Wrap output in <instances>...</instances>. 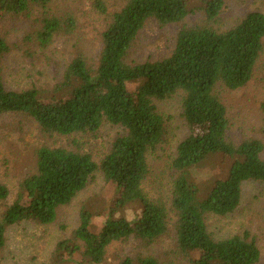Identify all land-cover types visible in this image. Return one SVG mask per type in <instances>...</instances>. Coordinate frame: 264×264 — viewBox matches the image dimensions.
I'll list each match as a JSON object with an SVG mask.
<instances>
[{"label":"trees","instance_id":"16d2710c","mask_svg":"<svg viewBox=\"0 0 264 264\" xmlns=\"http://www.w3.org/2000/svg\"><path fill=\"white\" fill-rule=\"evenodd\" d=\"M33 2L0 0V9L19 14L29 11ZM225 2L205 0L201 9L208 21L184 27L169 56L129 63L128 52L150 19L162 25L177 24L196 10L192 0H126L112 13L102 33L103 48L97 66L82 53L74 57L60 84L67 98L56 103H47L35 87H6L3 61L10 45L0 31V117L23 114L35 119L43 131L63 136L96 133L105 122L124 129L100 165L89 152L63 146L37 150L36 171L21 182L16 200L0 209V264L8 227L24 221L55 222L59 208L72 202L97 170L116 184L120 195L100 231L92 229L91 212L83 208L74 237L60 241L57 247V252H66L70 260L80 253L89 264H161L153 255L125 256L117 262H107L106 255L114 242L137 238L154 243L173 222L178 249L196 255L191 257V264L259 262L261 252L250 234L216 239L207 224L209 215L225 216L238 208L246 181H264V143L258 138L238 143L229 138L227 108L217 92L219 85L236 90L252 79L264 52V12L252 11L230 29L220 31L213 22L218 20ZM96 4L107 13L102 0ZM76 28L73 16H52L44 20L38 38L49 44L58 34H71ZM132 81L141 83L135 100L128 90ZM177 93L183 97L182 115L189 133L172 160L177 174L170 202L150 199L143 189L150 173L149 155L167 132L166 119L155 100H166ZM261 109L264 113V100ZM217 154L233 160L227 177L216 180L207 190L190 181L188 168ZM9 195L8 186L0 181V207ZM136 202L142 204V209L135 220H130L124 212Z\"/></svg>","mask_w":264,"mask_h":264},{"label":"rangeland","instance_id":"374dc122","mask_svg":"<svg viewBox=\"0 0 264 264\" xmlns=\"http://www.w3.org/2000/svg\"><path fill=\"white\" fill-rule=\"evenodd\" d=\"M97 0H34L27 12L13 14L0 9V31L10 45L3 61V80L7 88L25 90L37 88L47 103L65 100L60 84L69 63L79 53L89 63L97 66L103 48L102 33L112 13L119 10L126 0H102L107 13H102ZM195 12L183 22L162 25L150 19L138 34L128 52L129 63L159 60L174 50L180 31L208 21L201 9L205 0H192ZM252 11L264 12V0H226L218 20L213 22L220 31L233 27ZM73 16L77 28L72 33H60L51 43L43 44L38 31L44 20L52 16ZM140 81L128 83L129 95L136 99ZM217 92L227 108L230 122L228 136L238 143L246 138H258L264 143V52L256 63L252 79L240 89L230 90L219 85ZM182 94L166 100H155L158 110L166 119L164 141L149 155L150 173L143 182V189L150 199L170 202L176 170L172 160L177 155L179 143L188 135L189 127L182 115ZM124 133L120 126L105 122L96 133L87 132L63 136L42 130L38 122L23 114H5L0 117V181L6 184L10 195L5 204H12L21 191V182L36 171L37 150L43 146H63L72 150L89 152L100 165L112 143ZM264 157V151H263ZM233 160L226 154H217L206 161L188 168L190 181L207 190L213 182L227 177ZM207 187V188H206ZM203 193V195H205ZM120 190L107 181L100 170L89 180L86 188L67 205L59 208L55 222L41 224L24 221L8 227L3 264H89L80 253L72 259L64 251L57 252L60 241L72 239L80 225L83 208L91 212L90 223L94 231L102 224L114 206ZM27 200H25L26 202ZM142 209L133 203L125 210L130 220H135ZM209 231L216 239L233 235L250 234L260 249L264 264V181L248 180L243 185L242 200L238 208L225 216L209 215ZM153 255L161 264H191L193 254L178 249L173 222L169 231L154 243L131 238L114 242L108 249L107 262H117L125 256Z\"/></svg>","mask_w":264,"mask_h":264}]
</instances>
